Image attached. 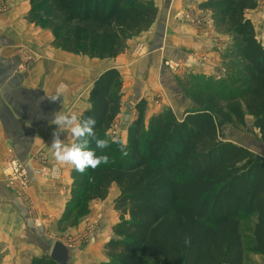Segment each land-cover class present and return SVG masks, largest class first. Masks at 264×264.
Masks as SVG:
<instances>
[{
    "label": "trees",
    "instance_id": "trees-1",
    "mask_svg": "<svg viewBox=\"0 0 264 264\" xmlns=\"http://www.w3.org/2000/svg\"><path fill=\"white\" fill-rule=\"evenodd\" d=\"M30 1L47 20L41 28L53 33L56 48L90 59H116L158 17L156 0ZM258 2L209 0L199 6L211 14L217 32L234 35L224 54L241 61L237 81L242 87L229 93L217 90L206 101L207 95L197 97L203 109L188 112L182 120L169 112L152 117L146 127L142 102L124 146L107 136L123 107L122 75L110 69L94 84L90 107L81 118H95L96 138L108 147L96 148L95 140L89 147L108 159L83 174L73 169L64 220L85 201L106 200L116 186L120 220L105 245L110 264H140V259L155 264H245L241 222L250 218L256 220L251 253L264 257V159L226 141L223 130L233 119L244 125L248 115L264 144V43L246 18ZM219 97L225 105L216 103ZM32 264L57 263L45 257Z\"/></svg>",
    "mask_w": 264,
    "mask_h": 264
},
{
    "label": "crops",
    "instance_id": "crops-1",
    "mask_svg": "<svg viewBox=\"0 0 264 264\" xmlns=\"http://www.w3.org/2000/svg\"><path fill=\"white\" fill-rule=\"evenodd\" d=\"M207 1L156 0L158 17L154 26L129 41L124 53L110 60L90 59L56 48L51 31L28 22L26 3L9 1L8 8L0 12V264H32L34 259L50 258L57 241L51 245L56 236L52 230L68 222L64 216L71 199L73 168L65 165L58 176L52 174L56 161L50 146L52 133L57 128L49 123L53 114L76 113L81 117L90 107L89 96L94 84L110 69H117L122 75L123 107L128 100L133 106L139 102L151 106L152 100L159 104L160 95L167 98L166 102L172 100L165 89L180 98L176 74H171L162 63L171 60L179 63L181 69H193L196 75L209 73L208 55L202 53L218 49L212 38L215 28L211 14L208 13L209 21L199 30L182 16L190 6V9H199ZM263 21L264 16L262 28ZM143 50L146 52L140 55ZM27 56L35 58L30 63ZM191 61L200 64L191 66ZM61 82L68 86L67 91L53 102L48 96L55 94ZM133 83L136 84L129 91ZM188 112L191 111L184 114ZM60 138L66 144L72 143L67 131ZM11 154L29 174L30 187L25 198L17 196L6 184L3 167ZM113 216L108 211L104 215V227L103 221L99 222L91 235V240H101L100 231L107 232L108 237L102 244L104 252L105 245L113 238V227L119 223L113 222Z\"/></svg>",
    "mask_w": 264,
    "mask_h": 264
},
{
    "label": "rangeland",
    "instance_id": "rangeland-1",
    "mask_svg": "<svg viewBox=\"0 0 264 264\" xmlns=\"http://www.w3.org/2000/svg\"><path fill=\"white\" fill-rule=\"evenodd\" d=\"M12 0H0V12H4L8 8V3ZM18 2L26 3L29 7V13L27 20L29 23L34 24L37 28H41L47 24V20L41 18L39 13L34 10L33 2L30 0H16ZM194 6V5H193ZM191 7V6H190ZM187 9L186 12L182 13L183 18L189 20V24L195 27L197 30L201 29V26L209 21V14L199 10L198 8ZM248 19L252 20L254 27L256 28V35L259 42H264L263 28L261 25L262 18L264 16V0H259L257 9L253 12H248ZM36 18V19H35ZM35 20H39V23H35ZM213 41L216 43L218 49L212 53H202L208 55L206 67L209 69V75H196L193 69H181V65L171 60H163V67L169 69L173 74H176V84L179 86L181 97L168 90H164L169 95V99L172 96V100H167L163 96H159V104L157 100H152L151 106H148L146 102V114H145V126H149L152 117L159 114H167L172 112L178 120L183 118L184 113L187 111L201 110L202 107L198 104V98L202 95H207L204 100H208L209 95L213 96L217 90L229 93L230 90L235 89L236 86L241 88L242 84L238 83L240 77L238 68L241 66V61L231 58L226 59L224 54L228 50L230 51L233 41H235L234 35L228 30L217 32L214 30L212 34ZM221 43V44H220ZM226 45V47H224ZM140 49V46H139ZM146 51H142L140 55ZM32 62L35 56H27ZM102 64H106L105 62ZM189 64L199 65L195 61L189 62ZM195 67V66H194ZM193 67V68H194ZM103 68V67H102ZM190 70H192L190 72ZM207 71V70H206ZM174 75V74H173ZM136 83L129 85V91H132L133 86ZM160 88V87H159ZM218 92V91H217ZM176 95V96H175ZM221 97L224 94L221 93ZM180 99V100H179ZM220 100V101H219ZM216 103L225 105L226 102L220 97L215 100ZM166 102V105H163ZM142 102H139L141 104ZM137 106H133L130 100L124 104L122 113L117 118V121L113 124L111 129L108 131L107 136L114 139L116 142H122L124 146L127 145L128 140V129L130 124L137 118L138 110ZM203 109V108H202ZM255 120L250 116H246L245 124L240 125L233 119L232 124H226L223 128L225 140L241 147H244L254 153L256 156L264 159V144L261 140L259 131L254 127ZM147 130V129H146ZM118 189L112 187L109 192V198L107 197L106 202L99 201H85L82 206L77 208L72 213V218L62 226H58V229H53L55 232L54 239L65 241L66 246L70 247L73 251V257L71 264H110V259L106 256L102 244L108 237V234L101 233V240H91V235L97 230L96 226L99 222L103 221L104 227V215H107L108 211L114 215L113 222L118 223L120 220V214L115 210V200L118 197ZM75 203V202H74ZM76 204H73V206ZM102 223V222H101ZM100 223V224H101ZM242 231L245 243V264H264V257L251 253L250 247L252 245V234L256 223L255 218L244 219L242 222ZM111 223L107 225L109 229ZM106 227V226H105ZM80 228H82L80 230ZM78 230V232H76ZM80 230V231H79ZM110 234V233H109ZM98 237V236H97ZM94 242V243H93ZM140 264H155L151 260L140 259Z\"/></svg>",
    "mask_w": 264,
    "mask_h": 264
},
{
    "label": "clouds",
    "instance_id": "clouds-1",
    "mask_svg": "<svg viewBox=\"0 0 264 264\" xmlns=\"http://www.w3.org/2000/svg\"><path fill=\"white\" fill-rule=\"evenodd\" d=\"M67 87L61 82L57 86L55 94L48 98L53 102L59 100L67 91ZM53 116L54 118L49 123L57 126L52 133L53 140L50 146L52 156L56 161L52 169L54 176H58L60 168L65 165H70L75 171L83 174L86 169L94 170L102 163H107V156H98L95 149L89 147L91 140H95L96 148L105 149L108 147L105 140L96 138L94 117L81 118L76 113L62 112L54 113ZM65 131L72 136L71 144H66L60 138L61 133Z\"/></svg>",
    "mask_w": 264,
    "mask_h": 264
},
{
    "label": "built area",
    "instance_id": "built-area-1",
    "mask_svg": "<svg viewBox=\"0 0 264 264\" xmlns=\"http://www.w3.org/2000/svg\"><path fill=\"white\" fill-rule=\"evenodd\" d=\"M31 59V58H30ZM28 58V60H30ZM6 184L17 196L25 198L30 187L29 174L26 167L14 155H10L4 163Z\"/></svg>",
    "mask_w": 264,
    "mask_h": 264
},
{
    "label": "water",
    "instance_id": "water-1",
    "mask_svg": "<svg viewBox=\"0 0 264 264\" xmlns=\"http://www.w3.org/2000/svg\"><path fill=\"white\" fill-rule=\"evenodd\" d=\"M50 259L57 264H71L72 251L61 241H56L51 251Z\"/></svg>",
    "mask_w": 264,
    "mask_h": 264
}]
</instances>
